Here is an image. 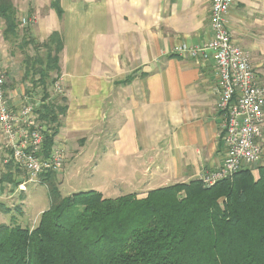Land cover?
<instances>
[{"label":"crops","instance_id":"crops-1","mask_svg":"<svg viewBox=\"0 0 264 264\" xmlns=\"http://www.w3.org/2000/svg\"><path fill=\"white\" fill-rule=\"evenodd\" d=\"M211 2L12 0L18 39L4 40L5 23L0 19V64L13 110L34 96L20 66L25 68L24 59L18 62L14 47L32 38L27 48L44 52L34 46L53 32L63 43L54 73L65 106L54 138L66 156L62 174L56 176L59 191L66 183L69 195L75 189L94 190L104 198L122 192L140 199L148 191L188 184L220 168L226 150L216 111L214 58L195 61L173 54L177 47H198L211 40ZM225 20L231 39L248 54L258 80L264 81V0H233ZM260 144L254 176L264 166V110ZM5 154L0 139V157ZM8 166L2 174H9L6 180L0 175V204L6 208L2 200L10 195L11 184L19 182L18 170ZM99 173L108 184L100 183ZM94 178L98 179L93 182Z\"/></svg>","mask_w":264,"mask_h":264},{"label":"trees","instance_id":"trees-1","mask_svg":"<svg viewBox=\"0 0 264 264\" xmlns=\"http://www.w3.org/2000/svg\"><path fill=\"white\" fill-rule=\"evenodd\" d=\"M51 7L60 17L58 4ZM0 19L4 40L14 43L19 23L12 0H0ZM32 43L23 39L22 50ZM34 47L44 49V58L25 56L24 79L43 91L36 113L52 126L42 145L47 156L65 113L64 98L52 100L47 90L58 78L51 73L58 72L63 43L53 32ZM256 170L257 177L243 169L209 187L196 180L140 199L104 198L94 190L62 196L56 175H43L49 207L32 229L0 224V264H264V166ZM0 212L10 210L0 204Z\"/></svg>","mask_w":264,"mask_h":264},{"label":"built area","instance_id":"built-area-1","mask_svg":"<svg viewBox=\"0 0 264 264\" xmlns=\"http://www.w3.org/2000/svg\"><path fill=\"white\" fill-rule=\"evenodd\" d=\"M233 0H212L209 25L211 40L198 47L180 46L173 54L191 60H206L213 56L217 76L218 100L216 111L221 116V133L225 146V159L218 170L202 176L205 187L231 179L237 172L249 169L260 161L262 148L264 81H259L248 54L231 39L226 29V15ZM49 98L62 96L59 81L47 88ZM43 102H24L13 110L7 102L5 73L0 66V139L2 148L8 151L0 157V169L9 164L23 175L18 184L19 191H25L28 184H36L40 177L63 171L66 156L63 148L53 146L47 156L42 155L45 135H50V124L39 120L37 108ZM56 137V136H55Z\"/></svg>","mask_w":264,"mask_h":264},{"label":"rangeland","instance_id":"rangeland-1","mask_svg":"<svg viewBox=\"0 0 264 264\" xmlns=\"http://www.w3.org/2000/svg\"><path fill=\"white\" fill-rule=\"evenodd\" d=\"M14 48H16L15 51L17 52V55H19V57L17 58L18 62L23 60L25 55H28L27 53H30L32 56H33V54H35V55L38 54L43 59L42 55L44 54V52L43 51H40V52L37 51L36 52L33 47L24 48V50H22L21 45L20 46L16 45ZM32 50H34V51H32ZM0 66H1V64H0ZM20 66H21L22 69H25V68H23L24 65L22 66V64H21ZM51 75H52L51 78H56L54 73H51ZM36 78L37 77L35 76L33 80H36ZM26 86L30 87L31 84L30 85H26ZM23 87H24V85H23ZM48 88H49V86H48ZM30 89L32 90V87ZM33 95L34 96H32V98H33L32 102H35V101L41 102V98H42V95H43L42 89L35 87L33 89ZM60 97L61 96H56V97L52 96L51 99L52 100H56L57 98L59 99ZM21 106H23V104H21L20 107ZM253 170H254V168H253ZM4 171H5V169L1 168L0 169V175H2L4 173ZM60 174H62V172L59 173V174H56V176H58ZM15 176H16L17 180H19V182L15 183V184L13 183L14 187L11 184V188L10 189H12V190L9 193L10 195L6 196L2 200L5 203V205L7 207H9V210H10L11 213H9V214H1L0 213V224H10V222L13 221L14 223L20 225L21 227H26V228L32 229V228H34L37 225L40 214L43 211H45L46 209H48V207H49L50 203L48 201L49 199H48V196H47V189H46L45 186H41L39 184V182H38L36 184H28L25 187V188H27L26 192L19 191L17 189V186H18V184H20L21 182L24 181V178H23V175L19 171L15 172ZM97 177L100 178V183L101 184H108V183H106V181L104 179H101L102 176L100 175V173L97 174ZM255 177H257V172L255 173ZM98 178H94L93 182H95L96 179H98ZM59 179L60 178L56 177L57 183H58ZM87 180L91 181V178H88ZM71 182L73 183L72 184L73 186L78 185V183H76V182H78L77 180L76 181L72 180ZM83 182L84 183L87 182L86 179H83ZM69 185L70 184H66V183H63L62 185H60V193L62 194V196H68L69 194H67V193L71 192L68 189ZM74 191L76 192V189ZM122 194H124V193L115 192L114 195L107 196V198H115L117 195L119 196V195H122ZM13 197H15V198H13Z\"/></svg>","mask_w":264,"mask_h":264}]
</instances>
